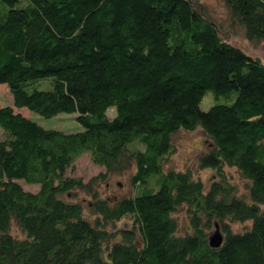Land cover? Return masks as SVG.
I'll list each match as a JSON object with an SVG mask.
<instances>
[{
  "label": "trees",
  "instance_id": "obj_1",
  "mask_svg": "<svg viewBox=\"0 0 264 264\" xmlns=\"http://www.w3.org/2000/svg\"><path fill=\"white\" fill-rule=\"evenodd\" d=\"M225 4L246 37L264 39V0ZM0 82V264H264V60L203 0H0ZM205 94L215 100L203 108ZM27 108L76 110L84 128L46 127ZM195 126L209 139L198 164L216 170L207 186L164 167L172 131ZM82 152L104 171L67 175ZM131 166L132 193L101 194Z\"/></svg>",
  "mask_w": 264,
  "mask_h": 264
},
{
  "label": "rangeland",
  "instance_id": "obj_2",
  "mask_svg": "<svg viewBox=\"0 0 264 264\" xmlns=\"http://www.w3.org/2000/svg\"><path fill=\"white\" fill-rule=\"evenodd\" d=\"M206 10L209 14L220 23L224 32L228 33V38L232 43L240 45L244 50L254 55H259L264 60V39L252 40L246 37L242 30V26L230 21L229 10H227L225 0H203ZM52 76L39 78L35 81V85L40 87H49L52 84ZM5 84L0 82V103H10V92ZM208 93V92H207ZM215 99H210V96L203 95L201 99V107H208ZM27 115L35 118L38 122L46 127H54L65 130H78L84 127L77 119V111L61 110L50 115H43L40 112L27 108ZM107 115L114 116L116 113L115 105L111 104L106 109ZM172 149L165 155L164 167L175 169L190 168L194 171V174L198 176L205 186H207L212 179L216 176V170L210 167H200L198 164V155L203 150L207 149L209 139L205 132H203L200 126H195L192 129L179 127L172 131ZM142 145V144H141ZM143 147V146H142ZM133 166L126 168L123 172H115L109 174V176L99 184V189L102 195H110L113 197L127 195L133 192V186L130 184L129 176L133 171ZM232 179L237 181L238 187L241 190L243 188L245 180L238 174V171L231 166L225 165L223 167ZM99 171H104L102 165L92 162L90 154L82 152L81 155L76 158L66 169L67 175L80 176L84 180H87L93 174ZM24 189H30L33 191L38 190V184L27 183L23 179H18ZM87 197L84 192H78L75 198L81 199ZM178 217V224L180 231H184L188 226V218L185 215V211L181 208L174 212ZM130 223V219H121L119 225L126 226ZM233 228L239 230L243 227V222L231 223ZM14 233H17L16 229H13Z\"/></svg>",
  "mask_w": 264,
  "mask_h": 264
},
{
  "label": "water",
  "instance_id": "obj_3",
  "mask_svg": "<svg viewBox=\"0 0 264 264\" xmlns=\"http://www.w3.org/2000/svg\"><path fill=\"white\" fill-rule=\"evenodd\" d=\"M214 225H215L214 229L208 235L209 236L208 241L211 246L217 247L222 242L223 236L217 222H215Z\"/></svg>",
  "mask_w": 264,
  "mask_h": 264
}]
</instances>
